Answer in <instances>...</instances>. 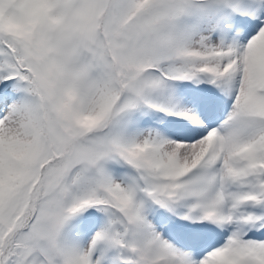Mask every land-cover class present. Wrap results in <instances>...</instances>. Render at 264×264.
I'll return each instance as SVG.
<instances>
[{"label":"snow or ice","instance_id":"obj_1","mask_svg":"<svg viewBox=\"0 0 264 264\" xmlns=\"http://www.w3.org/2000/svg\"><path fill=\"white\" fill-rule=\"evenodd\" d=\"M0 264H264V0H0Z\"/></svg>","mask_w":264,"mask_h":264}]
</instances>
